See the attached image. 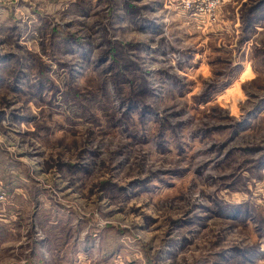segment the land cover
<instances>
[{"label": "rangeland", "instance_id": "1", "mask_svg": "<svg viewBox=\"0 0 264 264\" xmlns=\"http://www.w3.org/2000/svg\"><path fill=\"white\" fill-rule=\"evenodd\" d=\"M0 2V264H264V0Z\"/></svg>", "mask_w": 264, "mask_h": 264}, {"label": "crops", "instance_id": "2", "mask_svg": "<svg viewBox=\"0 0 264 264\" xmlns=\"http://www.w3.org/2000/svg\"><path fill=\"white\" fill-rule=\"evenodd\" d=\"M257 152H259L261 154V156L258 159H256V162H255L257 164L256 168H253V171L250 172V174L248 172H246L247 173V176L246 177H240L238 179L236 177H232L231 176V179L230 180L233 179V182L232 183L230 182V185H229V187L231 189L234 188V190H237L242 185V184H239V180H242V183L245 184L244 185V188L245 189H248V184L251 183L253 180L254 181H259L260 180V177H261L260 174H261L262 170L264 169V150H257ZM256 173H257V176H254ZM234 199H236V198H234ZM245 201L246 200H244V202ZM229 211H230V208H229ZM220 218H225L226 219V217H224V216L223 217L220 216Z\"/></svg>", "mask_w": 264, "mask_h": 264}, {"label": "built area", "instance_id": "3", "mask_svg": "<svg viewBox=\"0 0 264 264\" xmlns=\"http://www.w3.org/2000/svg\"><path fill=\"white\" fill-rule=\"evenodd\" d=\"M256 187H258L259 192L264 196V169L261 172V179H260V181ZM4 200H5V198L3 196H0V202H2Z\"/></svg>", "mask_w": 264, "mask_h": 264}]
</instances>
